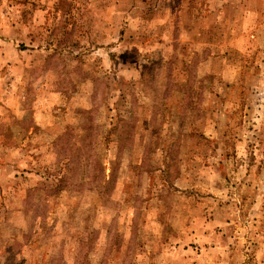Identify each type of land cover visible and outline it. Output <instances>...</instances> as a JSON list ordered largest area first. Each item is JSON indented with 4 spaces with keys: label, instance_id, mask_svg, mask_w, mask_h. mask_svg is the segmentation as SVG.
I'll use <instances>...</instances> for the list:
<instances>
[{
    "label": "rangeland",
    "instance_id": "1",
    "mask_svg": "<svg viewBox=\"0 0 264 264\" xmlns=\"http://www.w3.org/2000/svg\"><path fill=\"white\" fill-rule=\"evenodd\" d=\"M0 264H264V0H0Z\"/></svg>",
    "mask_w": 264,
    "mask_h": 264
},
{
    "label": "trees",
    "instance_id": "2",
    "mask_svg": "<svg viewBox=\"0 0 264 264\" xmlns=\"http://www.w3.org/2000/svg\"><path fill=\"white\" fill-rule=\"evenodd\" d=\"M90 112H87L86 111V114H89ZM68 156L67 157H65L66 159H67V161H68V165H70V164H74L75 163V159L73 158V156H72V153H66ZM111 164H112V162L110 163V168L112 169V166H111ZM76 166H77V164L75 163V165H74V167L73 168H76ZM99 166L100 167H102L103 168V165H101V164H99ZM112 172V171H111ZM61 178V182L62 181H64V179L66 178V177H64V176H62V177H60Z\"/></svg>",
    "mask_w": 264,
    "mask_h": 264
}]
</instances>
